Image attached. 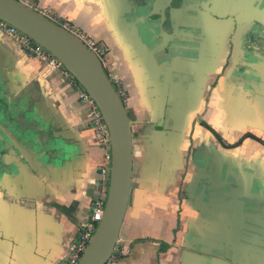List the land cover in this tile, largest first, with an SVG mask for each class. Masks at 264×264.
Segmentation results:
<instances>
[{
    "label": "crops",
    "instance_id": "1",
    "mask_svg": "<svg viewBox=\"0 0 264 264\" xmlns=\"http://www.w3.org/2000/svg\"><path fill=\"white\" fill-rule=\"evenodd\" d=\"M17 1L97 42L128 112L108 264H264V0ZM81 92L0 31V264H68L93 238L111 142Z\"/></svg>",
    "mask_w": 264,
    "mask_h": 264
},
{
    "label": "water",
    "instance_id": "2",
    "mask_svg": "<svg viewBox=\"0 0 264 264\" xmlns=\"http://www.w3.org/2000/svg\"><path fill=\"white\" fill-rule=\"evenodd\" d=\"M0 19L52 55L94 100L111 142L108 196L96 231L79 264H108L127 214L133 179L131 122L101 59L74 34L17 0H0Z\"/></svg>",
    "mask_w": 264,
    "mask_h": 264
},
{
    "label": "built area",
    "instance_id": "3",
    "mask_svg": "<svg viewBox=\"0 0 264 264\" xmlns=\"http://www.w3.org/2000/svg\"><path fill=\"white\" fill-rule=\"evenodd\" d=\"M64 28L66 30H68L69 32H71L72 34H74L76 37H78L88 47V49L92 53H94L96 56L99 57L100 52H101V48L99 47V45L97 44V42L95 40L90 39V38L88 39V38L81 37L78 33L73 32L71 27H69V25H66ZM0 31L4 32L5 34H7L9 36L15 37L17 39V41H19L20 43L25 45V47L33 53H36L38 55H43L44 53H47L52 59H54L59 65H61L52 55H50L47 51H45L41 46L37 45L33 40H31L29 37H27L26 35L21 33L18 29L9 25L8 23H6L5 21H3L1 19H0ZM81 99L85 104L90 106L91 111L94 114L95 122L100 126L104 125L105 122H104L103 116L100 113L97 105L95 104L94 100L89 95V93L86 90H84L83 88H82V92H81ZM105 126H106V124H105ZM106 129H107V127H106ZM102 214H103V212H102ZM102 214H101V216H102ZM101 216H100V218H101ZM85 240H88V238L86 237L84 240H82V242L77 247H75L74 255L68 264H79V262L81 261L85 251L88 248L85 245Z\"/></svg>",
    "mask_w": 264,
    "mask_h": 264
},
{
    "label": "trees",
    "instance_id": "4",
    "mask_svg": "<svg viewBox=\"0 0 264 264\" xmlns=\"http://www.w3.org/2000/svg\"><path fill=\"white\" fill-rule=\"evenodd\" d=\"M77 82V81H76ZM78 83V82H77Z\"/></svg>",
    "mask_w": 264,
    "mask_h": 264
}]
</instances>
